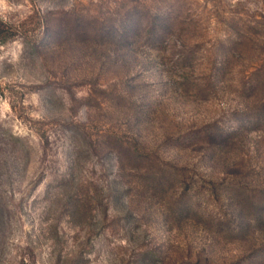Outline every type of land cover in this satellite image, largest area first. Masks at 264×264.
Listing matches in <instances>:
<instances>
[{"label": "rangeland", "instance_id": "374dc122", "mask_svg": "<svg viewBox=\"0 0 264 264\" xmlns=\"http://www.w3.org/2000/svg\"><path fill=\"white\" fill-rule=\"evenodd\" d=\"M0 264H264V0H0Z\"/></svg>", "mask_w": 264, "mask_h": 264}]
</instances>
